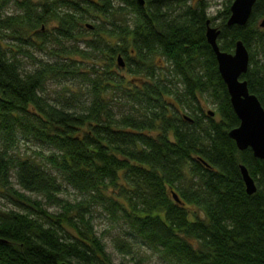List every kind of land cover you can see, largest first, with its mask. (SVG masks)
Wrapping results in <instances>:
<instances>
[{
  "label": "trees",
  "instance_id": "1",
  "mask_svg": "<svg viewBox=\"0 0 264 264\" xmlns=\"http://www.w3.org/2000/svg\"><path fill=\"white\" fill-rule=\"evenodd\" d=\"M231 2L211 16L205 0H0V264H117L96 208L122 223L113 245L132 258L119 264H147L142 249L264 264V162L229 136L240 121L205 37L220 18L221 50L243 41L264 108V0L245 25L227 24ZM48 45L54 59L30 51ZM49 80L72 86L51 100Z\"/></svg>",
  "mask_w": 264,
  "mask_h": 264
},
{
  "label": "water",
  "instance_id": "2",
  "mask_svg": "<svg viewBox=\"0 0 264 264\" xmlns=\"http://www.w3.org/2000/svg\"><path fill=\"white\" fill-rule=\"evenodd\" d=\"M256 1L232 0L227 24L245 25ZM138 2L144 5L145 0ZM260 26L264 28V18ZM219 34V28L207 20L205 37L216 56L218 71L227 86L232 107L240 121L237 127L229 131V136L235 141L239 150L250 148L253 155L264 162V108L259 98L249 91L247 80L242 78L249 67V51L242 40L235 42L233 52L221 50L218 44ZM117 62L120 67H125L121 55L117 57ZM209 112L211 115L214 114L213 111ZM241 173L247 193H254L257 186L245 165H241ZM173 196L176 201L179 200L175 193Z\"/></svg>",
  "mask_w": 264,
  "mask_h": 264
},
{
  "label": "rangeland",
  "instance_id": "3",
  "mask_svg": "<svg viewBox=\"0 0 264 264\" xmlns=\"http://www.w3.org/2000/svg\"><path fill=\"white\" fill-rule=\"evenodd\" d=\"M192 1H201V0H192ZM207 1L210 6L208 8L209 14L212 16L216 15V13L220 10L223 9V7L228 4V0H205ZM11 10H15L14 7H10L7 9V12H11ZM99 19L96 18H91L90 22H95L98 21ZM89 22V23H90ZM217 22H220V18L216 20L213 24L217 26ZM259 22H262V19L259 20ZM90 25V24H89ZM90 36L89 34L87 37ZM80 47H83L82 42L79 43ZM48 48L37 50V49H30L32 52L33 56H35L36 59H43V60H48V59H54L53 55L50 53V50L52 48V45H48ZM20 57H22L20 55ZM21 63L26 66L27 68L32 67V64H34L33 59H30L28 57H22L21 58ZM126 78H129V75L126 74ZM74 86H77V82L73 84ZM72 84L70 81L64 82L63 84L58 83L55 80H49V82L46 85V91L45 95L48 96L51 100H56L58 93H62L64 90V87H71ZM55 102V101H54ZM203 107L205 111H215V105L206 103L204 100H202ZM21 148L25 149L26 145L24 143H21ZM30 152V150H29ZM63 198H66L69 201H74L76 198H79L80 195L79 193L74 190L70 186H66L63 192L60 194ZM32 197L34 198H39L37 194H31ZM6 202V201H5ZM5 206L9 208H14V204L6 202ZM49 210L51 211H58V206H52L49 207ZM96 213H95V220H94V226L95 229L97 230L98 234L104 236V241L107 244V250L110 253L113 261L117 264L121 262L128 263L129 260L132 258L131 255L124 256L120 251H118L114 247L113 243V237L117 236L119 232H121V221H113L109 220L106 215H103L102 211L100 208H96ZM142 249V248H141ZM142 254H145V257L147 259V264H167L162 258L159 257L158 254L153 253L152 251H148L147 249H142L140 250Z\"/></svg>",
  "mask_w": 264,
  "mask_h": 264
},
{
  "label": "bare ground",
  "instance_id": "4",
  "mask_svg": "<svg viewBox=\"0 0 264 264\" xmlns=\"http://www.w3.org/2000/svg\"><path fill=\"white\" fill-rule=\"evenodd\" d=\"M211 46V45H210ZM212 48V47H211Z\"/></svg>",
  "mask_w": 264,
  "mask_h": 264
}]
</instances>
